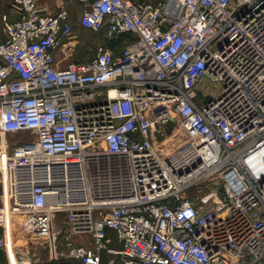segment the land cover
Masks as SVG:
<instances>
[{"label":"built area","instance_id":"built-area-1","mask_svg":"<svg viewBox=\"0 0 264 264\" xmlns=\"http://www.w3.org/2000/svg\"><path fill=\"white\" fill-rule=\"evenodd\" d=\"M66 1L0 14V251L64 212L63 264H264V0Z\"/></svg>","mask_w":264,"mask_h":264},{"label":"rangeland","instance_id":"rangeland-1","mask_svg":"<svg viewBox=\"0 0 264 264\" xmlns=\"http://www.w3.org/2000/svg\"><path fill=\"white\" fill-rule=\"evenodd\" d=\"M47 6L51 12L56 11L58 6L63 3V6L71 13L73 19H76L81 12L82 5L78 2H69L66 0H40ZM7 2V1H6ZM75 28L76 44L74 47L72 60H87L94 51L95 47L101 41V33L82 28ZM75 43V42H74ZM218 86L215 83L206 82V90L210 94H215ZM167 135H170V127L166 128ZM166 136V135H165ZM161 136H156L155 139H160ZM204 191V186L197 190L191 191L189 194L193 195L197 192ZM1 202V196H0ZM30 215H20L18 213L13 215L12 222V237L13 244L9 250L7 257L4 251H0V264H18L19 261L28 259V264H63L65 253L72 247L90 246V240L86 236L70 235L67 231L65 222V213L61 212L56 215L45 214L38 219L30 218ZM1 231V229H0ZM110 236L112 232L108 231ZM112 245L116 247V242ZM15 255L16 262L11 258ZM29 256V258H27ZM115 264H123L119 258H116Z\"/></svg>","mask_w":264,"mask_h":264},{"label":"crops","instance_id":"crops-1","mask_svg":"<svg viewBox=\"0 0 264 264\" xmlns=\"http://www.w3.org/2000/svg\"><path fill=\"white\" fill-rule=\"evenodd\" d=\"M7 1V2H6ZM8 0H0V14L3 12L9 13L11 16H14L7 6Z\"/></svg>","mask_w":264,"mask_h":264},{"label":"bare ground","instance_id":"bare-ground-1","mask_svg":"<svg viewBox=\"0 0 264 264\" xmlns=\"http://www.w3.org/2000/svg\"><path fill=\"white\" fill-rule=\"evenodd\" d=\"M10 236L12 237L13 235H12V229H11V226H10ZM12 258V260L14 261V262H16V258H15V255L13 254L12 256H11Z\"/></svg>","mask_w":264,"mask_h":264},{"label":"trees","instance_id":"trees-1","mask_svg":"<svg viewBox=\"0 0 264 264\" xmlns=\"http://www.w3.org/2000/svg\"><path fill=\"white\" fill-rule=\"evenodd\" d=\"M123 38H121V40H122ZM121 41H119V42H117V43H120ZM108 45H110V46H113V44H111V43H109ZM115 45V44H114ZM25 263L26 264H28L29 263V261H28V259L25 261ZM64 263V262H63Z\"/></svg>","mask_w":264,"mask_h":264}]
</instances>
